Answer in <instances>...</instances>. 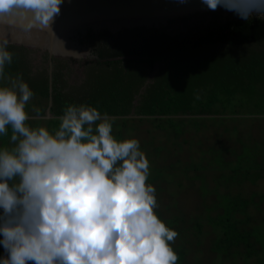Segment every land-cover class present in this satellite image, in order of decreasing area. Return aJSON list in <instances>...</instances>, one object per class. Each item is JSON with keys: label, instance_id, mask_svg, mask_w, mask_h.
Instances as JSON below:
<instances>
[{"label": "trees", "instance_id": "16d2710c", "mask_svg": "<svg viewBox=\"0 0 264 264\" xmlns=\"http://www.w3.org/2000/svg\"><path fill=\"white\" fill-rule=\"evenodd\" d=\"M246 16L220 20L211 14L170 34L145 28L88 33L97 57L84 64L83 78L70 84L68 64L75 61L52 59V117L25 122L51 132L68 104H85L115 117L114 138H140L149 167L146 184L155 189L154 212L177 233L170 242L176 264H264V19ZM7 50L12 61L0 86L19 75L34 94L25 106L28 117H43L49 98L47 54L34 67L37 51L14 45ZM239 95L247 100L245 111L223 105V97ZM241 119L258 124L250 131L255 160L246 166L241 161L246 144L238 138L247 135H234L230 125ZM9 134L0 136V146H10ZM204 153L209 162L203 166L197 161ZM181 181L195 185L191 195L199 196L194 206L185 197L189 212L174 205L178 190L172 198L165 191L173 185L182 190ZM201 239H206L203 248L192 245ZM0 255L6 256L2 246Z\"/></svg>", "mask_w": 264, "mask_h": 264}, {"label": "clouds", "instance_id": "9594fccd", "mask_svg": "<svg viewBox=\"0 0 264 264\" xmlns=\"http://www.w3.org/2000/svg\"><path fill=\"white\" fill-rule=\"evenodd\" d=\"M61 2L0 0V15L46 26ZM27 10L33 15L26 20ZM255 11L264 19V3ZM7 44L0 40L4 79ZM33 95L19 75L0 86V136L10 130V146H0V264H176L170 242L177 233L154 212L138 140L114 138L115 117L85 104H68L51 132L30 127L25 106Z\"/></svg>", "mask_w": 264, "mask_h": 264}, {"label": "water", "instance_id": "95a60500", "mask_svg": "<svg viewBox=\"0 0 264 264\" xmlns=\"http://www.w3.org/2000/svg\"><path fill=\"white\" fill-rule=\"evenodd\" d=\"M223 3L225 6L218 4L210 10L202 0H62L59 12L46 26L28 28L15 13L0 15V40L47 54L48 104L43 117L33 118L50 119L52 59L84 58L87 49L79 40L88 33L106 31L114 35L137 28L164 30L169 34L184 32L201 20H209L211 14L218 15L220 20L256 14L255 5L264 0H223ZM32 15V10H27L26 20Z\"/></svg>", "mask_w": 264, "mask_h": 264}, {"label": "rangeland", "instance_id": "374dc122", "mask_svg": "<svg viewBox=\"0 0 264 264\" xmlns=\"http://www.w3.org/2000/svg\"><path fill=\"white\" fill-rule=\"evenodd\" d=\"M43 54L44 53H40V52H35L33 55H32V61H33V64H34V67H36V66H39L41 63H42V57H43ZM45 66H48L47 64H45ZM78 66H74V69H75V71L76 70H78ZM77 72V71H76ZM156 72H157V68H156V66H155V70H154V72H153V74L152 75H154V74H156ZM80 74L81 73H76L75 75H73V77H71V81L72 82H74V83H79L80 82ZM222 99H224L225 100V102H223V105L224 106H231L232 108H234V107H239V108H241L242 110H241V112H243V111H245L246 110V105H245V102L247 101L245 98H243V97H241L240 95L239 96H237V97H231V98H226L225 99V97H223ZM219 106V105H218ZM217 105H215L214 107H213V109H218L219 107H218ZM247 111L248 112H250V111H252V109H247ZM34 116H30V118H33ZM34 119H36V118H34ZM231 125V127H234L235 128V130H234V135H236V134H239V135H247V137H239L238 139H240L241 141H243L245 144H246V150H244V153H243V156H242V162L244 163V165L246 166V164H248V163H250V160L251 159H253V161L255 160V151H256V149H255V147H254V145H255V143H254V141H256V140H254L253 138L255 137V135H254V131L252 132V133H250V131L253 129V130H257L258 128L256 127L258 124L257 123H254L253 124V127H252V124L251 123H247V124H245L244 123V119H241V120H239V121H237L234 125L233 124H230ZM249 125H250V127H251V129H248L249 128ZM248 127V128H247ZM261 127L263 128L264 127V121H262L261 122ZM237 128V129H236ZM137 134H140V132L139 133H137ZM136 134V135H137ZM223 135H227V134H223ZM250 136H252V137H250ZM136 136H134V138H135ZM138 140V142L142 145V140L140 139V138H138L137 139ZM153 144H155V143H153ZM263 146H264V143H263ZM259 148V147H258ZM257 148V149H258ZM207 160H209V155L208 154H206V153H204L203 155H202V160H198L197 161V163H201V165H206V163L207 162H209V161H207ZM180 184H184L185 185V187L181 190V187H177V186H175V185H173V186H167L166 187V189H165V191H166V193H167V195L170 197V198H172V197H175L176 196V192H175V190H178V192H180V194L178 195V196H176V199H177V201H175L174 202V205H176L178 208H180V209H182L183 211H185V212H189L190 211V207H191V204L194 206V203L196 204V200H197V202H198V199H199V196H198V194H196V195H191V192H190V190H191V188L192 189H195V185H189V184H186V183H184V181H181V183ZM261 184L263 185L264 184V182H261ZM180 188V189H179ZM257 188V187H256ZM177 192V193H178ZM200 193V192H199ZM164 194H165V192H164ZM181 196V197H180ZM186 196H189V197H191L192 198V201H191V204H190V202H187L186 200H185V197ZM178 197V198H177ZM176 199H174V200H176ZM180 206V207H179ZM200 207H205V205H204V202H201V204L199 205ZM178 210V209H177ZM169 214L168 215H170L171 214V210H169V212H168ZM174 227V226H173ZM175 228V227H174ZM181 229H183V230H185L184 228H180L179 230H181ZM177 232H178V230H177ZM189 238V237H188ZM186 240H184V242H185ZM188 241V240H187ZM189 241H191V240H189ZM206 242V239H201V241L199 242V241H196V242H193L192 243V245H198V246H200V248H203L204 247V245H203V243H205Z\"/></svg>", "mask_w": 264, "mask_h": 264}, {"label": "flooded vegetation", "instance_id": "af4514ba", "mask_svg": "<svg viewBox=\"0 0 264 264\" xmlns=\"http://www.w3.org/2000/svg\"><path fill=\"white\" fill-rule=\"evenodd\" d=\"M202 19V18H201ZM92 39H88L87 36H85L83 39H80L79 40V43L80 45L84 46L86 49H87V54L85 55L84 58H80V59H71V60H74L75 62H72V63H69L68 64V69H69V81H70V84H72V81H71V77H73V75H75L77 72L78 73H81L80 74V79L83 78V67H84V64L87 62V61H94L96 59V53H95V49L92 48L90 46V42L92 43L91 41ZM61 59H64V58H61ZM66 60V59H64ZM74 66H78V70L75 71L74 69Z\"/></svg>", "mask_w": 264, "mask_h": 264}]
</instances>
